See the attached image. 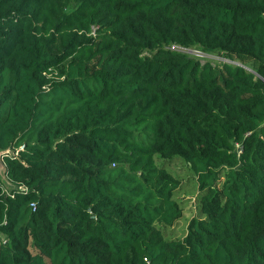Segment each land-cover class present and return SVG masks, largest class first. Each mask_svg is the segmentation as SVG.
<instances>
[{
    "label": "trees",
    "instance_id": "1",
    "mask_svg": "<svg viewBox=\"0 0 264 264\" xmlns=\"http://www.w3.org/2000/svg\"><path fill=\"white\" fill-rule=\"evenodd\" d=\"M0 150V264H264V0H0Z\"/></svg>",
    "mask_w": 264,
    "mask_h": 264
},
{
    "label": "rangeland",
    "instance_id": "2",
    "mask_svg": "<svg viewBox=\"0 0 264 264\" xmlns=\"http://www.w3.org/2000/svg\"><path fill=\"white\" fill-rule=\"evenodd\" d=\"M173 50L198 57L203 61L211 60L212 62H218L221 58L209 54L202 53L195 50H184L180 47L174 46ZM225 62L231 61L223 59ZM222 60V61H223ZM234 65H240V62H231ZM9 152V151H7ZM158 165L164 166L169 172L172 173L181 183L179 188L174 193V198L179 202L183 215L175 222L171 227H161L166 239L183 238L187 231V225L191 218L199 215V193L197 190V183L195 181L194 174L189 170L185 161L179 157L169 160L159 159Z\"/></svg>",
    "mask_w": 264,
    "mask_h": 264
},
{
    "label": "water",
    "instance_id": "3",
    "mask_svg": "<svg viewBox=\"0 0 264 264\" xmlns=\"http://www.w3.org/2000/svg\"><path fill=\"white\" fill-rule=\"evenodd\" d=\"M5 151H1L0 150V180L3 184L5 185H9L7 176H6V166L3 162V155H4Z\"/></svg>",
    "mask_w": 264,
    "mask_h": 264
},
{
    "label": "built area",
    "instance_id": "4",
    "mask_svg": "<svg viewBox=\"0 0 264 264\" xmlns=\"http://www.w3.org/2000/svg\"><path fill=\"white\" fill-rule=\"evenodd\" d=\"M19 189L24 191V187H20ZM30 206H31L32 210H35L36 206L34 203H31ZM4 242H5L4 236L0 235V245H1V243H4Z\"/></svg>",
    "mask_w": 264,
    "mask_h": 264
}]
</instances>
